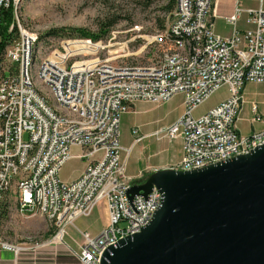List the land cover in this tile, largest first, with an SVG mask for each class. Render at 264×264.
Returning a JSON list of instances; mask_svg holds the SVG:
<instances>
[{
  "label": "built area",
  "instance_id": "built-area-1",
  "mask_svg": "<svg viewBox=\"0 0 264 264\" xmlns=\"http://www.w3.org/2000/svg\"><path fill=\"white\" fill-rule=\"evenodd\" d=\"M21 1L0 0V27L10 10L11 29L18 30L0 55V203L13 201L22 215L47 218L57 231L54 240L63 241L67 229H77L78 252L66 246L79 264H101L109 247L139 233L162 206L163 194L156 188L147 199L128 198L133 183L123 154L143 138L124 148L120 127L135 103L162 104L184 96L182 118L155 133L158 139L182 138V158L173 168L178 171L201 170L264 145V130L246 137L237 128L242 90L249 83L264 84V0L257 10H245L236 0L226 22L235 25L245 13L255 28L235 29L228 38L216 32L214 0H178L171 25L147 44L158 51L147 65L83 60L80 56L98 51H89L95 48L89 41H64L63 50L38 56L39 37L18 16ZM224 87L230 97L195 117V110ZM252 112L254 122L262 121L257 104ZM132 134L138 136L139 129ZM74 148L80 154L73 155ZM72 158L86 167L77 179L63 182L60 173ZM101 203L109 222L93 237L76 222L92 216ZM3 222L0 216V253L19 256L37 249L4 241Z\"/></svg>",
  "mask_w": 264,
  "mask_h": 264
},
{
  "label": "rangeland",
  "instance_id": "rangeland-1",
  "mask_svg": "<svg viewBox=\"0 0 264 264\" xmlns=\"http://www.w3.org/2000/svg\"><path fill=\"white\" fill-rule=\"evenodd\" d=\"M218 1L220 16L218 17L214 7L211 16L215 17L217 34L226 37L231 30L225 24L224 18L233 12L235 0ZM177 2L178 0L174 3V9ZM240 2L241 7L246 10L258 9L260 5V0H240ZM170 6V0H22L18 16L24 27L38 35L37 52L40 57L50 55L55 49L63 50L62 43L64 41H89L94 45L91 47H95L94 49H98V51L96 54L80 56L83 60L99 58L100 60H110L114 65H147L158 56L157 49L148 46V42L152 36L163 30L162 25L166 28L172 23L174 11H170ZM244 20L245 16L242 18L240 28L244 27ZM113 23L115 25L110 29L109 35L99 41L80 37H57L48 34L58 29L78 28L86 30L88 34L98 35L101 29ZM11 26L8 28V33H13L16 28L14 26V29H11ZM136 27L140 28L139 32ZM61 33V35L69 34V32ZM230 95L229 88H222L195 110V117L207 113L229 98ZM245 96L253 100L256 98V102L257 96H259L258 99L263 101L264 84H250L245 91ZM184 104V96L180 94L162 104L148 102L138 105L136 110L122 118L121 144L130 148L135 138L142 137L150 130L170 128L178 115L181 112L184 113L186 109ZM253 105L251 104L249 107L252 109ZM258 105L260 111L262 110L261 113L264 114V104L258 103ZM263 114H261L262 121L257 123L264 124ZM134 127L139 129L138 136L132 134ZM28 137L29 134L26 133L24 139L27 140ZM182 144L180 137L169 142L146 138L144 141L142 140V143L134 145L127 153L129 156L127 162L132 166L138 158L147 159L152 156L153 160H159L166 154H170L171 158H174L180 154ZM84 163L82 160L72 158L61 171L60 179L63 182L75 180L79 177ZM8 207V213L3 222L2 237L4 241L12 245L37 247L36 250L25 255L34 258H32V264H70L73 260L77 261L66 246V242L72 243L75 247L80 244L81 236L77 229H67L66 239L64 238L63 241L54 240L57 231L47 218L24 216L18 211L13 201ZM108 222L109 215L106 204L101 203L96 207L92 216L78 219L76 225L81 231L92 235L102 231Z\"/></svg>",
  "mask_w": 264,
  "mask_h": 264
},
{
  "label": "water",
  "instance_id": "water-1",
  "mask_svg": "<svg viewBox=\"0 0 264 264\" xmlns=\"http://www.w3.org/2000/svg\"><path fill=\"white\" fill-rule=\"evenodd\" d=\"M153 188L160 209L101 264H264V145L201 170L155 171L128 190L129 201Z\"/></svg>",
  "mask_w": 264,
  "mask_h": 264
},
{
  "label": "crops",
  "instance_id": "crops-1",
  "mask_svg": "<svg viewBox=\"0 0 264 264\" xmlns=\"http://www.w3.org/2000/svg\"><path fill=\"white\" fill-rule=\"evenodd\" d=\"M235 7H236V0H235ZM235 7H234V10H235ZM240 7H241V2H240ZM214 9L217 12V15L219 17L220 16L219 15V13H220V3H219L218 0L215 1ZM234 10H233V12L230 15H227L226 17L231 16L234 13ZM247 10H252V9H247ZM255 10H257V9H255ZM243 16H245L244 27H241L240 28V23L242 21ZM248 18L249 17H248L247 14H245V13L241 14V16L239 17V19L237 20V22H236L235 25L228 24L226 22V19L224 18L225 24L230 27V30L231 31H230V34L227 35L226 37L225 36H222L221 34H219V35L222 36V37H224V38H228V37L232 36V34L234 33V30L235 29H238L241 32H245L247 30L254 29L255 28V25L252 24V23H249L248 22ZM250 84H252V83L247 84L245 86V88L242 90V97H243V100H244V103L245 104H243V106H242V109H241V112L239 114L238 121H237V128H238V130L240 131V133L242 135H244L246 137L251 136L255 132H260V131L264 130V124L257 123V122H254L253 121L254 114L252 112L251 107H249V105H251V104L252 105L253 104H257L258 105V103L259 104H264V100L263 101H260L258 99L259 96H257V102H256L255 101L256 98L253 100V99L247 98L245 96V91H246L247 87ZM223 101H225V100H223ZM143 103H146V102H137V103H135L134 106L132 107V112L134 110H136V108L138 107V105L143 104ZM185 108H186V106H185ZM258 108H259L260 115L263 114V113H261L262 110L260 111L259 105H258ZM185 111H186V109H185ZM185 111H184V113H185ZM184 113L181 112L178 115V117L175 120L174 124L178 120H180L182 118V116L184 115ZM159 130H162V129L150 130L147 134H144L142 136L143 141L146 138H155L156 140L162 141V142L163 141H168V142L169 141H172V140L168 139L166 136H163L161 139H158L155 136V133L157 131H159ZM182 143H183V141H182ZM122 146L124 148H127L126 145H122ZM182 149H183V144H182L181 149H180V154L178 156L174 157V158H171L170 154H166V155L160 157L159 160H153L152 156H149V158H147V159L138 158V160L136 161V163H134V165H132V166H130L129 162H127L129 160V156L123 154V157L125 159L126 166H127L126 167V175L131 178L133 185L143 184L150 177V175H152L155 171L164 170V169H173L175 166H177V164L180 162V160L182 158V153H183V150ZM80 151H81L80 149L74 148L72 150V153H73V155H78V154H80ZM167 151H168V149L166 148V152ZM141 152H142V150H141ZM85 167H86V162L83 164V167L80 170V175L84 171ZM100 232H101V230L98 233H95V234H92V235L93 236H97ZM66 245L68 247H70L71 250L74 251L75 253L78 252L79 246H80V245H78L77 247H75V246H73L72 243H67V242H66ZM25 255H28V253H23V254H21L19 256H16L13 252L3 251V252L0 253V264H32V258L33 257L32 256L31 257L30 256H25ZM29 260L31 261V263H30ZM70 264H79V263L77 261H74L73 260L72 263H70Z\"/></svg>",
  "mask_w": 264,
  "mask_h": 264
},
{
  "label": "trees",
  "instance_id": "trees-1",
  "mask_svg": "<svg viewBox=\"0 0 264 264\" xmlns=\"http://www.w3.org/2000/svg\"><path fill=\"white\" fill-rule=\"evenodd\" d=\"M176 0H170L171 2V6H170V11H174V3ZM174 9V10H173ZM14 18H13V11H8L4 14V20H3V24L0 27V37H1V42H0V55L2 53H4V51L6 50L7 47H9L12 42L17 38L18 35V30L17 28H15V30L13 31V33H8V28L13 24ZM115 25V23L113 24H109L106 26V28L101 29V31L99 32L98 35H92V34H88L86 32V30L83 29H78V28H63V29H58V30H54L48 34L54 35V36H62V37H80V38H89L92 39L94 41H99L102 40L104 38H106L109 33H110V29ZM162 29H164V26L162 25ZM61 32H69V34H63ZM1 59V58H0ZM1 63V60H0ZM8 213V204L6 201H3L0 203V216L4 221V218H6V215ZM51 233V232H50Z\"/></svg>",
  "mask_w": 264,
  "mask_h": 264
},
{
  "label": "bare ground",
  "instance_id": "bare-ground-1",
  "mask_svg": "<svg viewBox=\"0 0 264 264\" xmlns=\"http://www.w3.org/2000/svg\"><path fill=\"white\" fill-rule=\"evenodd\" d=\"M89 51L95 52V51H97V49H94V51H93V49H90ZM91 63L93 64V61L89 62V63L87 64V66H91V65H92ZM59 240H60V238H59ZM59 240H58V241H59Z\"/></svg>",
  "mask_w": 264,
  "mask_h": 264
}]
</instances>
